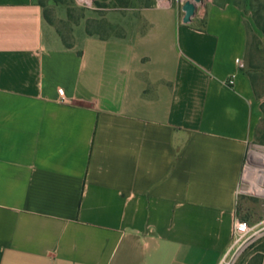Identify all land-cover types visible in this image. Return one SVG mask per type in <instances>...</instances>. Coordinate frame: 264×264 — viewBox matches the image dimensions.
Listing matches in <instances>:
<instances>
[{
    "label": "crops",
    "instance_id": "obj_1",
    "mask_svg": "<svg viewBox=\"0 0 264 264\" xmlns=\"http://www.w3.org/2000/svg\"><path fill=\"white\" fill-rule=\"evenodd\" d=\"M205 2L202 28L150 6L67 46L0 0V264L219 263L261 107L243 11ZM255 255L264 235L236 264Z\"/></svg>",
    "mask_w": 264,
    "mask_h": 264
},
{
    "label": "rangeland",
    "instance_id": "obj_2",
    "mask_svg": "<svg viewBox=\"0 0 264 264\" xmlns=\"http://www.w3.org/2000/svg\"><path fill=\"white\" fill-rule=\"evenodd\" d=\"M53 27L67 43H73L81 29L95 33L96 36L109 37L123 35L126 27L144 28L140 12L145 7L182 4L179 0H35ZM220 3L231 2L244 13L246 22L260 40L261 51L255 48V42L249 38L245 59L246 72L253 80L254 94L260 101L261 118L255 127L253 138L247 145L245 160L238 184L237 217L246 220L254 229L264 232V195L254 191V186L261 187L257 180L264 173L255 170L247 173L249 167H264L263 161L256 159L253 151L264 152V33L257 26L264 27V0H215ZM205 0L197 3L195 15L191 21L196 26H203ZM181 13L183 11L181 9ZM127 19L125 24H117L116 18ZM197 16V17H196ZM117 20V19H116ZM264 188V185L262 186ZM247 250V249H246ZM245 250V251H246ZM244 251V252H245Z\"/></svg>",
    "mask_w": 264,
    "mask_h": 264
},
{
    "label": "built area",
    "instance_id": "obj_3",
    "mask_svg": "<svg viewBox=\"0 0 264 264\" xmlns=\"http://www.w3.org/2000/svg\"><path fill=\"white\" fill-rule=\"evenodd\" d=\"M183 4L185 0H179ZM239 68H243L242 60L237 59ZM61 100L66 101L62 91H60ZM239 194V188H237ZM264 235V232L259 229H254L246 220L236 217L232 225L231 242L223 253L218 264H236L239 257L246 249L252 246L258 239Z\"/></svg>",
    "mask_w": 264,
    "mask_h": 264
},
{
    "label": "trees",
    "instance_id": "obj_4",
    "mask_svg": "<svg viewBox=\"0 0 264 264\" xmlns=\"http://www.w3.org/2000/svg\"><path fill=\"white\" fill-rule=\"evenodd\" d=\"M44 16H45V19L49 22V23H51L52 24V22L47 18V16L45 15V11H44ZM257 26L259 27V29L264 33V27H262V26H260V25H258L257 24ZM245 27H246V32H247V45H246V50H247V46H248V41H249V38H252L253 40H254V44H255V48L257 49V50H259V51H261V48H260V40L258 39V36L253 32V30L251 29V26L245 21ZM199 28H202V26H199ZM86 31V33L87 34H89V35H96L95 33H91V32H89V31H87V30H85ZM61 36V35H60ZM100 37V36H99ZM61 38L63 39V37L61 36ZM100 38H106V37H100ZM63 41H64V39H63ZM64 43H65V45H67V46H71V43H67V42H65L64 41ZM246 50H245V55H246ZM245 55H244V59H245ZM244 71H245V69H243ZM245 73L249 76V78H250V80H251V83H252V85H253V80H252V77H251V75H250V73L249 72H246L245 71ZM253 90H254V88H253ZM261 259H262V257H261V255H255L254 257H253V264H260V262H261Z\"/></svg>",
    "mask_w": 264,
    "mask_h": 264
},
{
    "label": "water",
    "instance_id": "obj_5",
    "mask_svg": "<svg viewBox=\"0 0 264 264\" xmlns=\"http://www.w3.org/2000/svg\"><path fill=\"white\" fill-rule=\"evenodd\" d=\"M202 2V0H185L181 6L183 11L182 21L183 23H189L195 14L197 3Z\"/></svg>",
    "mask_w": 264,
    "mask_h": 264
},
{
    "label": "bare ground",
    "instance_id": "obj_6",
    "mask_svg": "<svg viewBox=\"0 0 264 264\" xmlns=\"http://www.w3.org/2000/svg\"><path fill=\"white\" fill-rule=\"evenodd\" d=\"M252 155L257 159H260L261 161H263V164H264V152H260V151H253L252 152ZM261 170V171H263L264 172V167H249V169L247 170V173H251V172H253V171H255V170ZM258 182V184H260V185H264V173L262 174V177H260L258 180H257ZM256 187V186H254L255 188H254V191H256L257 193H260V194H262V195H264V188L263 187Z\"/></svg>",
    "mask_w": 264,
    "mask_h": 264
}]
</instances>
